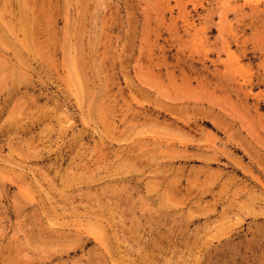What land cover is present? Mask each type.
I'll return each instance as SVG.
<instances>
[{"label": "rangeland", "instance_id": "rangeland-1", "mask_svg": "<svg viewBox=\"0 0 264 264\" xmlns=\"http://www.w3.org/2000/svg\"><path fill=\"white\" fill-rule=\"evenodd\" d=\"M0 264H264V0H0Z\"/></svg>", "mask_w": 264, "mask_h": 264}]
</instances>
